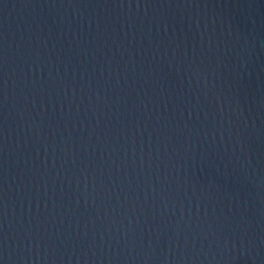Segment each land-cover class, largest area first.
Masks as SVG:
<instances>
[{
	"label": "water",
	"instance_id": "95a60500",
	"mask_svg": "<svg viewBox=\"0 0 264 264\" xmlns=\"http://www.w3.org/2000/svg\"><path fill=\"white\" fill-rule=\"evenodd\" d=\"M0 264H264V0H0Z\"/></svg>",
	"mask_w": 264,
	"mask_h": 264
}]
</instances>
